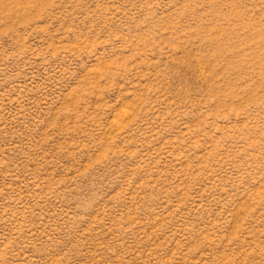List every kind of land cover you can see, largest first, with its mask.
<instances>
[{
  "label": "rangeland",
  "instance_id": "1",
  "mask_svg": "<svg viewBox=\"0 0 264 264\" xmlns=\"http://www.w3.org/2000/svg\"><path fill=\"white\" fill-rule=\"evenodd\" d=\"M0 264H264V0H0Z\"/></svg>",
  "mask_w": 264,
  "mask_h": 264
}]
</instances>
